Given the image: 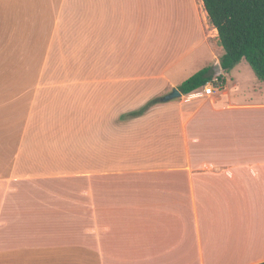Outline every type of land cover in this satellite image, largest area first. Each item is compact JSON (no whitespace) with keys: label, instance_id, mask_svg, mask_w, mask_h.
Listing matches in <instances>:
<instances>
[{"label":"crops","instance_id":"0c3cea01","mask_svg":"<svg viewBox=\"0 0 264 264\" xmlns=\"http://www.w3.org/2000/svg\"><path fill=\"white\" fill-rule=\"evenodd\" d=\"M156 1L0 0V264L264 261V82L240 60L214 96L199 88L162 102L223 51L202 0H186L180 20L157 10L165 42L152 57L140 33ZM59 44L69 70L51 103L68 113L79 96L84 115L61 123V142L47 136L65 147L43 157L30 114ZM240 66L250 81L232 76Z\"/></svg>","mask_w":264,"mask_h":264},{"label":"trees","instance_id":"16d2710c","mask_svg":"<svg viewBox=\"0 0 264 264\" xmlns=\"http://www.w3.org/2000/svg\"><path fill=\"white\" fill-rule=\"evenodd\" d=\"M202 3L223 49L218 63L220 70L215 73L212 67H203L183 80L178 89L183 94L189 93L214 76L223 81V74L240 60H245L256 79L264 82V0H202ZM156 101L150 100L133 115L141 114Z\"/></svg>","mask_w":264,"mask_h":264},{"label":"rangeland","instance_id":"374dc122","mask_svg":"<svg viewBox=\"0 0 264 264\" xmlns=\"http://www.w3.org/2000/svg\"><path fill=\"white\" fill-rule=\"evenodd\" d=\"M185 3L186 0H158L156 2H152L151 3V8L156 11L153 14H149L151 21L153 22V25L150 27V29L145 30L144 32L141 31L140 36L141 37H146L147 36V40L152 44L151 47V53H152V57H156L157 53L159 51V48L161 45L164 44L165 42V38H163L164 32L163 30L160 29V27L158 26V13L157 10L161 9H171L173 11H176L175 15L173 16L174 18H177L178 20H180V12H182L184 10L185 7ZM170 12V11H168ZM171 15H168V19H170ZM182 21H187V22H192L194 23V21L191 18V15H189L188 17H183L181 20V23L179 24L182 27ZM174 28V27H173ZM187 28V27H185ZM183 29V27H182ZM151 32V35L149 36L148 34ZM176 35V33H175ZM149 37V38H148ZM172 39V38H171ZM219 45V42H218ZM63 46L61 44H59L57 46V48L55 50H53V53H49L48 55L46 54L45 57V63L42 66V68H39V73L42 74H46L48 77H46L45 79H43L42 81H40V83L44 84L45 87L43 89V92H39V107L38 110L35 111L34 113L30 114L33 115V121L35 119V123L37 125H39L40 127L37 129V133L39 134V154L42 155L44 157V155H54L53 153L58 152H62V148L65 147L62 144L60 146H55L54 144H57L56 142H61L62 138L64 136V134H67V131L64 128V126L61 124L63 123L65 120H68L69 122L72 123H78V121H82V113L79 112L78 107H79V96H78V105H75V109H73V111H69L68 113L63 112L62 110V105H59L58 103H56L57 105H54L55 101H53L51 103V98L52 93L54 95V91H52L51 87H58V85L56 83H62V81H58L60 80L58 78V76H62L64 72L68 71L69 68L67 67V65H65L64 63V55H63ZM223 51V49H222ZM190 58V57H189ZM188 58V59H189ZM244 61V60H243ZM244 64L248 66L247 62L244 61ZM198 65L193 64L191 67V69H195V67H197ZM73 67V66H72ZM158 67V65L156 64L155 66H153V69H156ZM189 67V68H190ZM240 69V73L238 74V72L233 73L232 76H234V78H242V79H246V81H250L251 78L254 77V75H247V78L245 76V70L242 69V66L239 67ZM238 69V70H239ZM251 74H253L252 70L249 68ZM140 72L145 73L144 68L140 69ZM172 71L168 72L167 74L169 75ZM79 74V73H78ZM253 76V77H252ZM245 81V82H246ZM45 88H49V90H46ZM54 90V89H53ZM47 95L49 96V103L47 102L48 100L46 99ZM201 98H205V96H202ZM96 97H90L88 98V106L92 107L95 106L96 102H95ZM125 99V100H124ZM138 98L135 97L134 100H137ZM55 100V99H54ZM123 102L127 101L126 98L122 99ZM92 102V103H91ZM51 103V104H50ZM75 103V101H73L71 99L70 103L68 104L69 107L73 106ZM48 104V105H46ZM90 108L88 110V112L91 111ZM94 109V108H93ZM34 111V109H33ZM96 111V109H95ZM95 111L92 112L91 115L95 114ZM34 131V130H33ZM54 134H63L60 139H56V142H54L52 144L51 141L47 140V136H51L53 137ZM170 133H168L167 135H169ZM63 143V142H62ZM60 144V143H58ZM60 147V148H59ZM77 145L70 147L73 152H77ZM41 163H43V161H40ZM46 163V162H45ZM52 163H50L51 165ZM55 165L57 166H63L60 165L59 163H55ZM58 179V184L55 185L57 188H61L62 189V178H57ZM52 179H48L47 182H51ZM76 180V178H70V181L74 182ZM46 186H50L53 187L54 184L53 183H46ZM70 187V192H68L71 196H74L77 198V194H78V183H72ZM45 192H47L50 196V198H56V199H63V197L68 196L69 194L64 193L62 190L60 191H55V190H50L49 192L47 190H44Z\"/></svg>","mask_w":264,"mask_h":264},{"label":"built area","instance_id":"2783aa9c","mask_svg":"<svg viewBox=\"0 0 264 264\" xmlns=\"http://www.w3.org/2000/svg\"><path fill=\"white\" fill-rule=\"evenodd\" d=\"M223 88V81L217 76L212 77L208 80L205 85L201 87L203 95L212 97L219 93Z\"/></svg>","mask_w":264,"mask_h":264},{"label":"water","instance_id":"95a60500","mask_svg":"<svg viewBox=\"0 0 264 264\" xmlns=\"http://www.w3.org/2000/svg\"><path fill=\"white\" fill-rule=\"evenodd\" d=\"M220 70L218 64H215L214 66V72L215 73H218ZM181 96V91L176 88V87H173L170 92H168L167 94H165L164 96H162L160 99L162 102H167V101H170V100H173V99H176L178 97Z\"/></svg>","mask_w":264,"mask_h":264}]
</instances>
